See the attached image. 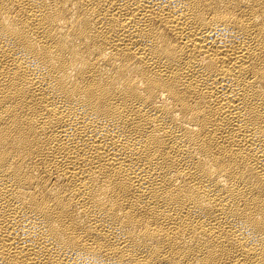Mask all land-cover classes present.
I'll use <instances>...</instances> for the list:
<instances>
[{
	"label": "bare ground",
	"instance_id": "6f19581e",
	"mask_svg": "<svg viewBox=\"0 0 264 264\" xmlns=\"http://www.w3.org/2000/svg\"><path fill=\"white\" fill-rule=\"evenodd\" d=\"M0 264H264V0H0Z\"/></svg>",
	"mask_w": 264,
	"mask_h": 264
}]
</instances>
